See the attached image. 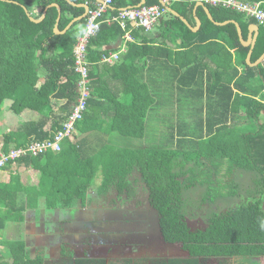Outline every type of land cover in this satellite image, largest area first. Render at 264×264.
I'll return each mask as SVG.
<instances>
[{
  "label": "trees",
  "instance_id": "16d2710c",
  "mask_svg": "<svg viewBox=\"0 0 264 264\" xmlns=\"http://www.w3.org/2000/svg\"><path fill=\"white\" fill-rule=\"evenodd\" d=\"M140 1L130 2L135 6ZM56 2L62 6L60 30L84 11L68 0H0V114L7 107L18 118L16 126L0 142V147L7 151L54 137L63 129L79 96L81 75L75 69L74 47L85 29L86 17L75 21L63 34L55 31L57 7L50 6L41 21L31 18L41 19L45 9ZM128 2L114 0L115 8H109L112 21H104L89 42L90 62L104 61L103 56L111 53L107 45L124 38L130 28H136L131 25L123 28L113 17ZM167 3L194 20L189 15L196 0ZM145 4L161 5L162 2L147 0ZM207 5L214 20L200 6L202 25L198 31L168 11L166 36L176 41L181 39L186 50L217 44L229 53V58L221 51L217 57L209 55L215 63L211 66L204 61L205 52H195L186 64L177 67L172 75L175 86L169 91H164L161 76H155L151 86L150 81L144 80L145 75L128 74L126 92L132 95V102L116 101L117 117L129 118L126 124L113 127L115 131L136 139L153 136V132L158 137L162 131L164 143L154 141L153 145L115 151L102 147L91 154L85 150L83 139H77L74 134L65 138L60 151L37 156L27 154L6 166H26L40 171V183L35 189L46 198L48 209L70 210L78 204L85 207L99 174L102 182L98 193L114 187L118 197L127 194L136 201L142 193L146 194L150 206L159 214L164 240L181 243L188 253L187 257L163 259L157 264H210L208 261L213 258H222L225 264H231L233 258L247 264H261L258 259L264 257V60L256 66L247 62L251 47L243 45L236 23L230 20L241 25L245 38L249 26L259 24L252 62L264 53V24L243 12ZM216 21L230 22L218 24ZM137 28L147 30L142 26ZM231 48L235 49V59ZM163 49L177 55L170 47H153L156 56H161ZM115 60L118 58L107 62ZM183 68L185 72H181ZM226 71L230 72L228 78ZM189 74L195 76L189 77ZM92 88L91 84L87 108L76 123L80 134L88 133L91 128L87 125L92 117L89 110L95 101ZM164 96L169 100L164 101ZM26 111L39 116L25 119L22 116ZM149 112L154 113L149 115ZM243 174L249 176L251 184L244 191L246 197L238 204L231 200L243 196L241 182L236 180ZM19 177L12 176L9 183L0 182V228L10 220L22 222L24 219L26 206L11 207L4 197L15 188ZM197 186L205 188L201 196L203 204L226 205L209 207L207 224L193 228L185 193ZM138 187H142V193ZM107 218L112 220L114 216L108 213ZM6 241L15 250L16 257L10 263L0 256V264H44V256L32 257L24 241ZM62 247L65 252V245ZM66 262L73 264V260ZM74 264L106 263L105 259L85 258L77 259Z\"/></svg>",
  "mask_w": 264,
  "mask_h": 264
},
{
  "label": "crops",
  "instance_id": "0c3cea01",
  "mask_svg": "<svg viewBox=\"0 0 264 264\" xmlns=\"http://www.w3.org/2000/svg\"><path fill=\"white\" fill-rule=\"evenodd\" d=\"M72 5L77 7H81L84 9L83 15L86 12V8L83 5H88L90 9L95 8L99 0H81V2H76L73 0H68ZM129 0L128 5L133 6ZM147 0H141L139 4H145ZM165 0H161L163 4ZM178 1V0H177ZM201 0H196V5L193 12L190 13V17L194 20H190L183 16L181 13L175 14L179 15L191 28L193 31H198L202 25V18L199 15L198 8L200 6L204 7L208 17L211 19L210 14L212 15L211 9L205 3H201ZM57 3V2H56ZM55 4V3H53ZM59 4V3H57ZM169 4V3H167ZM60 5V4H59ZM95 5V6H92ZM169 7V5H166ZM50 7V5H49ZM57 7V6H55ZM61 7V15H62V6ZM171 7V6H170ZM59 10V7H57ZM110 8L114 9L115 6H110ZM122 8V7H121ZM172 8V7H171ZM89 9V10H90ZM46 10V9H45ZM87 11V15L88 12ZM174 10V9H173ZM168 11L169 8H168ZM167 11V12H168ZM47 12V11H46ZM167 12L162 16V18L156 22L150 30H143L141 28H130L124 38H119L118 40L112 41L107 45V49L109 47H113L109 49L111 52H116L119 54L118 60L114 62L107 61H93L90 62V79L91 84L93 85L92 93L94 94L93 105L91 110H89V116H92L88 120V125L90 126V131L85 134L76 133V137L83 139L84 148L87 153H95L98 149L104 147V150L113 149V151L118 150L119 148L126 147H139V146H149L152 144L151 142L157 141L158 143H164L166 140L165 135L162 133H158V137L153 132V136H147L142 139H136L131 137L122 136L117 131L114 130L113 127L116 125L123 123L126 124L127 118L123 116L121 118L117 117V107L116 101H124L125 103L132 102V95L126 92L127 82L125 77L130 74L132 77H140L144 76V80L151 81L155 76H161L163 79V89L164 91H169L174 85L172 80V75L175 74L177 67L181 68L182 65L186 64L188 60L194 57L195 52H205V60L211 66H215L213 60L209 57L218 56V51H221L225 54V56H229L228 52H224L217 44L201 46L200 49L186 50L182 45V40L178 39L173 40L171 37H167L166 27L168 23H166L167 19L170 17L167 15ZM172 12V11H171ZM44 14V13H43ZM202 14V13H201ZM60 15V11H59ZM60 15V19H61ZM80 15V16H81ZM86 15V17H87ZM112 13L108 10L103 16V22L112 21ZM79 17V16H78ZM78 17H75L71 20V22L65 27L64 30H60L59 23L58 29L55 27V31L58 34L65 33L72 24L79 20ZM115 17V16H113ZM59 18V17H58ZM212 20L214 17L212 15ZM60 21V20H59ZM234 21V20H230ZM229 21V22H230ZM236 21V20H235ZM102 22V24H103ZM195 22V23H194ZM218 22V21H217ZM226 22H219L218 24H226ZM255 24V23H253ZM249 26L247 31V38L253 35L252 25ZM57 26V24H56ZM134 27V26H133ZM86 28V24H85ZM85 30V29H84ZM83 30V32H84ZM82 32V33H83ZM260 32V31H259ZM82 33L80 35H82ZM78 36V38L80 37ZM130 35V36H129ZM259 35V34H258ZM128 36L130 38H128ZM77 38V41H78ZM258 38V36H257ZM131 43V44H130ZM135 45V46H134ZM154 45L165 46L166 48H171V51H177V55H172L170 52H167L166 49L162 50L161 56H156L153 50ZM75 48V47H74ZM235 59V49L231 48ZM110 54V52H109ZM264 54V53H263ZM75 55V53H74ZM204 56V57H205ZM229 58V57H228ZM228 58H226L228 60ZM89 59V57H88ZM264 60V59H263ZM89 61H92L89 59ZM186 68H183L181 72H185ZM217 72V70H214ZM230 72L226 71L225 77H229ZM187 76V75H185ZM194 77V74H189V77ZM44 80V79H43ZM152 86V85H151ZM168 96V94L166 95ZM164 96V101H168L169 99ZM92 111H96L92 112ZM9 110L5 107L0 114V123L1 126L6 124L7 118L9 116ZM27 112V113H26ZM22 117L25 119L38 117V114H35L32 111H26ZM93 113V114H92ZM154 112H149V115H152ZM16 117V121H17ZM151 119H148L150 122ZM157 121V120H155ZM159 122V121H157ZM17 122L12 123L11 128L9 127L6 132L10 131L16 126ZM158 124V123H157ZM159 125V124H158ZM160 126V125H159ZM2 130L3 128L0 127ZM0 131V133H3ZM5 132V133H6ZM4 133V134H5ZM152 134V133H151ZM4 138V135H3ZM157 139V140H156ZM3 141V140H2ZM138 142H143L142 145H138ZM126 143V144H125ZM106 144H108V148ZM19 175L18 182L15 183V188L5 193V201L13 207L15 204L19 206H26V210L24 212V219L22 222L10 220L7 224L0 228V256L5 261L12 263L14 258L16 257L15 250L7 244L6 240H22L26 244V248L29 254L34 257L36 255L42 254L44 256V264H54V249L51 251L52 247L54 248V214L53 209L47 208L46 198L42 197L37 191L36 187L39 186L41 173L37 169L29 168L26 166H16L9 165L0 169V182L9 183L12 176ZM42 201V203H40ZM101 202L96 201L93 205L91 202L88 203L85 207H81V211L79 213H75L71 211V215L73 220H76L79 223H86L85 221L89 218V213L91 207H98ZM50 212V213H49ZM94 211L91 213V216H95ZM75 216V217H74ZM71 219V218H70ZM50 224L49 232L47 227ZM6 232V236L2 232ZM122 233H118L117 235H121ZM116 235V236H117ZM91 237V239H89ZM113 237V236H112ZM105 239L103 242V248L101 249L98 245L94 244V237L91 234L85 235L82 232H76L70 236L72 239V253L74 252L73 264L77 259H89L91 257H97L98 259H105L106 264H130L127 260H122L121 255H116L110 252L112 245H115L119 240L113 238ZM93 240V241H92ZM105 243V245H104ZM87 244V245H86ZM86 245V246H84ZM181 245V244H180ZM162 247L165 248V255H158L159 257H164L165 259H170L174 257H187V252L181 256L174 255V248L162 244ZM182 247V246H181ZM91 249V252H89ZM146 247H142L138 252L131 253L128 252L125 257L131 258L133 263L131 264H149L146 259ZM152 250V249H151ZM98 252V253H97ZM76 254V256H75ZM94 254V255H93ZM151 255L155 254L153 251L150 253ZM146 256V257H145ZM153 257V256H151ZM146 259L143 263L142 260ZM9 264V263H8ZM58 264H71V263H62ZM150 264H154L151 262Z\"/></svg>",
  "mask_w": 264,
  "mask_h": 264
},
{
  "label": "built area",
  "instance_id": "2783aa9c",
  "mask_svg": "<svg viewBox=\"0 0 264 264\" xmlns=\"http://www.w3.org/2000/svg\"><path fill=\"white\" fill-rule=\"evenodd\" d=\"M166 3L169 0H165ZM205 4L215 6H224L233 10H237L256 18L260 23L264 24V1H245V0H201ZM114 0H99L95 8L89 10L86 17V28L75 44V69L80 73L81 78L78 83L79 96L75 103L69 119L65 122L63 129L55 133L54 137L44 141H36L28 146L11 148L5 150L0 147V168L5 167L10 162L25 156L33 154L35 156L46 153L48 151H60L62 143L66 137H72L77 133L76 123L82 119L83 113L87 108L88 100L91 95L90 83V61L88 59V46L91 38L95 36L101 29L104 14L112 6ZM168 11L166 5H135L127 6L119 9L115 20H118L123 28L129 25L134 27H145L150 30L152 26L158 22L162 16ZM130 36V35H129ZM128 36V37H129ZM119 58V54L111 52L104 55V61H113Z\"/></svg>",
  "mask_w": 264,
  "mask_h": 264
},
{
  "label": "flooded vegetation",
  "instance_id": "af4514ba",
  "mask_svg": "<svg viewBox=\"0 0 264 264\" xmlns=\"http://www.w3.org/2000/svg\"><path fill=\"white\" fill-rule=\"evenodd\" d=\"M140 193H142V187H138ZM101 196H98V201L103 204L102 208L97 207V213L101 222H100V233H122L121 235L116 236L119 240L115 245H112L110 252L113 254L121 255L122 260H127L130 264L133 263L131 258L125 257L128 252L135 253L134 249L138 251L142 247H146V259L149 264L153 262L157 264L159 260L165 259L164 257H159L158 255H165V248L162 247V244L174 247L178 243H169L164 240L163 235L161 234L159 227V214L158 212L150 206L147 195L142 193L140 196L146 197L147 201L142 203L135 198L128 197L127 194H123L122 197H118L117 190H114V187H111L105 192L99 193ZM94 197L89 196L88 203L95 204L93 202ZM87 203V204H88ZM82 207V206H81ZM112 210H115L114 212ZM110 213L114 218H119L122 222L113 223L112 220L107 218V214ZM70 215V217H69ZM71 211L68 213V219L70 224L75 223L77 220H73L71 217ZM72 218V221L71 219ZM86 223H79L77 225H85ZM79 229V227H78ZM73 230H70L69 233H73ZM90 228L88 226V233ZM93 241V240H92ZM94 244L97 246V239L94 238ZM104 239L101 238L100 242L103 245ZM159 243L161 246L155 250V245ZM181 244V243H179ZM105 245V243H104ZM123 246V247H122ZM152 249V250H151ZM151 251L155 254L151 255ZM91 252V249H89ZM145 256V257H146ZM153 256V257H151ZM73 258V256H71ZM142 260V263L146 260ZM125 262V263H128Z\"/></svg>",
  "mask_w": 264,
  "mask_h": 264
},
{
  "label": "rangeland",
  "instance_id": "374dc122",
  "mask_svg": "<svg viewBox=\"0 0 264 264\" xmlns=\"http://www.w3.org/2000/svg\"><path fill=\"white\" fill-rule=\"evenodd\" d=\"M7 121L8 122H6V124L4 126H1L2 123H0V127L3 128L2 130L0 129V131L4 130L3 133H0V142L3 140V135L6 132V130L9 127L11 128V125H13L12 123L17 122L16 116L13 113L9 112V116L7 118ZM137 144L142 145L143 142H138ZM237 174H238V172H237ZM236 180L241 182V191L243 192L241 194L243 196L241 198H238V197L234 198L231 201H237L239 204L244 200V197H246V193H244V191L246 188L249 187V185L251 184V181L249 179V176L246 174H243L242 177L237 176ZM101 182H102V175L99 174L97 179L94 182L93 190L89 194L90 198L94 197V200H93L94 203L96 201H98V196H101L97 192V189L100 188ZM204 190H205L204 187L197 186L196 188H193V190H188L185 193L186 199H188V203H189L187 205L186 210L188 211V216L190 218L189 222L193 228H197L199 226L203 227L207 224V221H208L207 219H208V216L210 215V209H208L209 207H215V206L219 205V207L223 208L226 205V203H220V202L219 203L217 202L216 205H214V204L210 205V204H206V203L203 204V202H201V199H202L201 196L203 195ZM144 196H146V194ZM144 196L139 197V199H140L139 201L141 202V204L147 201L146 197H144ZM40 203H42V201ZM78 206H79V204L70 208V210L69 209H60V210L53 209V211H52L54 214V248H53V246L50 248H52L51 249L52 252L54 249V264H58L59 262L67 263L66 260H68V261L73 260L74 257L72 258L71 256H74V252L72 253V251L74 249L72 250L71 249L72 246H70V243L73 242L72 239H70V236H72V234H75L76 232H82L85 235L91 234L95 239H97V241H98L97 245L101 249L104 247L103 245H101V242H100L102 237L104 240L109 239L112 236H113V238H116V235L118 234V233H100L99 227H100L101 220L98 216H96L97 214L95 213L97 211V207H91V209H89L90 210V213L88 216L89 218L85 221L86 224L84 226L83 225L78 226L77 221L73 224H70V221L68 219L70 217V215L68 217V213H70V211L73 212V210H75L74 215L76 212L79 213L81 211L80 210L81 207H78ZM102 207H103V204L100 203L99 208H102ZM93 211L95 213V214L93 213L95 216H91V213ZM71 221H72V218H71ZM112 221H113V223H115V221L122 222L119 218H116V219L113 218ZM88 226L90 228L89 233H88ZM78 227H79V229H78ZM49 229H51L50 224L47 227L48 231H49ZM70 230H73L74 232L69 233ZM49 232H51V231H49ZM2 233L6 236V232L3 231ZM89 239H91V237ZM62 245H65V252L63 249L64 246L62 247ZM86 245H84V246H86ZM160 246L161 245L159 243H157L155 245V250H157ZM173 248H174L173 252H174L175 256H181L187 252L186 250H184L181 247V245L179 243L175 244ZM138 251H136L134 249V252H138ZM186 255H188V253ZM75 256H76V254H75ZM64 259H66V260H64ZM89 259L98 260L97 257H91ZM258 260L261 264H264V257L259 258ZM239 261L240 260L238 258H233L231 260V264H247V263H243L242 260L240 261V263H239ZM124 262H126V259ZM208 262L210 264H225L224 259H222V258H213V259H210Z\"/></svg>",
  "mask_w": 264,
  "mask_h": 264
},
{
  "label": "water",
  "instance_id": "95a60500",
  "mask_svg": "<svg viewBox=\"0 0 264 264\" xmlns=\"http://www.w3.org/2000/svg\"><path fill=\"white\" fill-rule=\"evenodd\" d=\"M201 3H204V2H201ZM163 4H165V5H167V3H166V1H164L163 2ZM50 6H57V7H59V11H60V15H61V7H60V5L59 4H57V3H55V4H51ZM83 6H85V8L87 9L86 10V12L83 14V15H81V16H79L78 17V19H82V18H84V17H86V15H87V11L90 9V7L88 6V5H83ZM168 7V6H167ZM49 8V6L46 8V10L44 11V14H43V16H42V18L41 19H35L33 16H31V14L29 13V15L31 16V18L33 19V20H35V21H41L45 16H46V11H47V9ZM169 8V10L170 11H172L173 13H175V14H179L178 12H176L175 10H173L170 6L168 7ZM60 15H59V18H58V23H59V20H60ZM210 16H211V19H213L212 18V15L210 14ZM184 19V18H183ZM217 22V21H216ZM229 22V21H228ZM233 22H235L236 23V25H237V28H238V32H239V36H240V39H241V42L243 43V45H245V46H250L251 47V49H250V51H249V53H248V55H247V62L250 64V65H253V66H256V65H258V64H260L262 61H263V59H264V54L257 60V61H255V62H252L251 61V57H252V53H253V49H254V47H255V44H256V41H257V36H258V34H259V31H260V27H259V24H257V23H255V24H253L252 25V29H253V35L252 36H250V37H248V38H245L244 37V35H243V30H242V27H241V25L237 22V21H233ZM58 23H57V30H59L58 28ZM217 23H219V22H217ZM192 28H194V27H192ZM113 47H109V49H112Z\"/></svg>",
  "mask_w": 264,
  "mask_h": 264
}]
</instances>
